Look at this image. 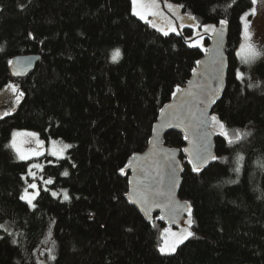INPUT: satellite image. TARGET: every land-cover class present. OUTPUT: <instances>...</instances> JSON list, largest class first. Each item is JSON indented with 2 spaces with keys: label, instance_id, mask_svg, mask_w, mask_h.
<instances>
[{
  "label": "trees",
  "instance_id": "1",
  "mask_svg": "<svg viewBox=\"0 0 264 264\" xmlns=\"http://www.w3.org/2000/svg\"><path fill=\"white\" fill-rule=\"evenodd\" d=\"M162 4L165 16L182 22L176 32L167 27L168 36L132 15L131 0H0V90L12 81L9 61L41 55L27 77L13 81L24 95L0 118V264H40L47 238L50 264H264V169L258 167L264 160V56L251 66L237 56L241 16L253 5ZM220 20L228 26V72L212 114L230 138L239 131L243 139L230 146L213 128L219 159L199 173L181 156L179 197L191 204L188 230L195 236L164 254L159 249L167 227L157 215L147 223L127 202L125 166L147 148L159 111L186 85L209 45L203 26L217 27ZM116 49L121 58L113 62ZM248 68L244 82L235 78L236 69ZM15 130L71 145L62 159L39 157L44 165L38 174L53 183L40 190L35 209L19 199L31 161H20L11 149ZM165 145L181 150L184 138L170 132ZM239 155L243 167L236 174Z\"/></svg>",
  "mask_w": 264,
  "mask_h": 264
},
{
  "label": "water",
  "instance_id": "2",
  "mask_svg": "<svg viewBox=\"0 0 264 264\" xmlns=\"http://www.w3.org/2000/svg\"><path fill=\"white\" fill-rule=\"evenodd\" d=\"M160 3V7L164 9L162 0H160ZM221 27L222 25H219L216 28L219 30ZM223 27L224 36L219 47L217 45V36L210 32H205L209 40V45L205 49L207 50V54L204 51L202 57L198 60L202 63L199 66L196 63L194 70L197 74H194L193 70L186 85L180 88L182 91L179 93L175 92L171 100L161 108L157 121L153 125L147 148L141 153L133 154L127 160L125 171L129 173V179L128 192L125 198L131 206L139 211L144 220L149 224L153 223L154 215H157V220L164 223L167 228L177 230L190 228L187 223L189 216L183 207L186 203H190L179 197L182 175L185 172L181 156L184 157L187 165L192 169V165L189 164V159H192L202 146V130H198V117L200 112L205 109V105L199 104L198 100L203 98L202 93L205 91L207 84L211 83L213 89L219 86V81L213 79V77L220 71L221 55L223 56V84L215 103L207 105V114L209 116L213 115L212 111L215 105L222 99L226 88L228 57L225 47L228 36V26L226 25ZM214 49H217L215 54L213 53ZM40 59L41 56L37 54L14 57L11 60L13 63L9 66L11 76L14 79L25 78L35 69ZM17 71H19V75L15 74ZM173 131L181 134L184 138L185 145L181 150L165 145V136ZM209 131H211L212 134L207 137L206 142L210 143V151L212 154L217 156L215 145L216 134L213 129ZM185 137H187V139ZM185 149L188 151L186 152ZM214 162L215 161L209 159L206 164L202 165V170L200 172L207 169L209 165ZM173 168H175V172L172 171ZM172 177H175L176 180L172 193V199L175 201V204H169L168 197L166 196H155V201L157 203L150 205V210L145 212L144 208L139 203H133V201L129 199L130 196L138 198L136 195L138 189L141 191L146 188L151 189L153 193L157 189L162 192H167L169 188L172 187L170 183ZM177 205H179V207H177ZM161 217H163V219H161ZM39 263L50 264L41 257H39Z\"/></svg>",
  "mask_w": 264,
  "mask_h": 264
},
{
  "label": "snow or ice",
  "instance_id": "3",
  "mask_svg": "<svg viewBox=\"0 0 264 264\" xmlns=\"http://www.w3.org/2000/svg\"><path fill=\"white\" fill-rule=\"evenodd\" d=\"M250 2L253 5V7L249 10V12L245 13V15L241 18L242 21H245V27H244V32H243L245 43L241 45L240 52L237 53V55L240 56L241 62L245 64H249V65H251L256 60L257 57L264 55V46H261L258 48L257 45L252 41V34L249 31V24L247 22V16L249 15L255 16L258 14L259 10L264 9V0H250ZM168 7L170 10L172 9V5H168ZM179 7H182V5H180ZM131 8H132V15L138 17L140 20H143L145 23L151 24L153 28L157 27L155 23H152V21L148 19L149 16H159L160 15V12L158 11L157 0H131ZM189 19L195 21L196 18L194 16H189ZM219 23L220 25H222V27L219 30L216 28L214 24H208V25L203 26L204 32L206 33L210 32L213 35L217 36L218 47L222 43L223 36H224L223 26L227 25V20H220ZM169 28H171L172 32H176V27L173 26L170 21H169ZM157 31H161V29L157 28ZM163 35L168 36L169 31L164 30ZM197 46L202 47V44L193 45V47H197ZM0 51H3V49L0 48ZM205 52L207 54V50H205ZM216 52H217V49H214L213 53L215 54ZM120 58H121V51L120 49H116L112 53V61L118 62ZM9 63L11 64L13 62L9 61ZM201 63H202L201 61H197L198 66ZM220 65H221L220 71L213 77V79L219 81V86L213 89L211 87V83L207 84L205 91L202 93L203 98L198 100L199 104L205 105V109L200 112V115L198 117V120H199L198 130H202V135H201L202 146L197 151L195 156H193L192 159H189V164L192 165V171L196 173H199L202 170V165L206 164L209 159L212 161H216L219 159V157L213 155L212 152L210 151V143L206 142L207 137H209L212 134V132L209 131L210 129H213V128L218 129L219 130L218 134L224 137V139L227 141L228 145L230 146L234 145L235 143H239L243 139V135L239 131L235 133V139L230 138L229 132L227 130L225 123L221 121L218 118V116L216 115L209 116L207 114V105L215 103L217 95L223 84V81H222L223 56L222 55L220 56ZM15 74L19 75L20 73L19 71H17V73ZM194 74H197L195 73V70H194ZM234 75L237 80H240L241 82L245 81V75L239 69L235 70ZM9 87L12 89L14 93H16L17 103H19V98L22 97L24 93L20 92L16 88L15 85H9ZM181 91L182 90L179 87L176 88L177 93ZM248 134L250 135L251 133H248ZM21 135H25L28 137H37V134L31 133V132L13 133L10 147L12 150H14V152L16 153V156L18 157L20 161H27L32 158V155H38L39 153H27L23 151L17 142V137ZM185 138L187 139V137ZM37 142L42 143V142H39L38 140ZM64 147L70 148L71 145H65ZM185 151L187 152L188 150L185 149ZM52 154L57 155L55 151ZM243 159L244 157L242 155H239L237 157V166L233 169V171L236 174H239L241 172L243 165L240 163V161H243ZM32 167L38 168L39 165L34 164L32 165ZM258 167L261 169H264V160L258 161ZM172 171L175 172V168H173ZM121 173L124 174V169H121ZM29 174L33 175L34 177V174L31 173V169H29ZM63 175L67 176L68 173L64 172ZM228 182L238 183L237 180H230ZM45 183L51 184L53 183V181L49 179L45 181ZM170 183L172 187H170L167 192H162L159 189H157L153 193L151 189L146 188L142 191L138 189L136 193L138 198H134L133 196H130L129 199H131L133 203H139L144 208L145 212H148L150 210L149 208L150 205L157 203L155 201V196H166L168 197L169 204H175V201L172 199V193L174 190V186L176 184L175 177H172ZM29 189H37V185L35 183H28L27 187L24 189V192L19 197V199L22 201H25V203H27L29 206L35 209L36 205L34 204V201L39 195V191L37 190L35 192H29ZM52 195L56 196L57 193L53 192ZM63 196L65 200L70 199L67 191L64 192ZM262 197H264V193H262ZM177 207H179V205H177ZM183 207H184V210L187 211L188 216H189L187 223L189 224V226H191L193 223L191 219V216H192L191 205L186 203ZM161 219H163V217H161ZM5 231H7V229H5ZM169 236L173 238L171 241H169L168 239ZM194 236H195V233L188 229H185L181 234L173 233L170 230L166 229L165 234H164V244L159 250L161 253H164V254L175 253L177 247L180 244H183L184 241ZM0 239H2V237H0ZM13 242L15 243V241ZM52 259L55 260L56 257L52 256Z\"/></svg>",
  "mask_w": 264,
  "mask_h": 264
},
{
  "label": "rangeland",
  "instance_id": "4",
  "mask_svg": "<svg viewBox=\"0 0 264 264\" xmlns=\"http://www.w3.org/2000/svg\"><path fill=\"white\" fill-rule=\"evenodd\" d=\"M157 4H158V11L160 12V15L148 17V19L154 18L157 20L156 26H158L159 28H161L163 30H166L169 28V21L175 27L177 25L176 24L177 22L182 23L178 17L176 18L175 15H174L175 17L174 16L169 17V16H165V14H163L161 12V10H163V9H162V7H160V5H161L160 0H157ZM249 10L246 11L245 13L249 12ZM245 13H243L241 18L245 15ZM247 22L249 24V31L252 34V41L257 45L258 48L261 46H264V9L259 10L258 14L255 16H252V15L247 16ZM241 23H242V29H243L242 30V41H241L239 49L237 50V53L240 52L241 45H243L245 43V40L243 37L245 21H242V19H241ZM169 29H171V28H169ZM262 56H264V55L257 57L256 60L251 65H253ZM238 59L241 62L240 56H238ZM243 64H245V63H243ZM245 65L251 66L249 64H245ZM240 71L243 72L245 76L250 75V68H248L246 72H244L242 70H240ZM13 81L14 80L10 81L8 84H6L0 90V118L13 113L21 101L22 97L19 98V103H17V95L9 87V85H15L16 88L21 92V88H20L19 84H17V82H13ZM17 132L18 133H29V132L36 133V132L25 131V130H15L13 133H17ZM12 136H13V134H12ZM11 140H12V138H11ZM37 140L39 142H42V143H38ZM17 142L23 151H25L27 153H39L38 155H32V158L27 160V161H31L29 169H31V173L34 174V177H33V175H30L29 172H28L27 176L29 177L28 183H35L37 185V189H29V192H35L37 190L40 192L41 189L47 188L49 184L45 183V181H47V180H43L40 177V175L38 174L39 170L44 165V162L41 161L39 157L46 154V155L51 156L55 159H62V158L67 156V152L69 150V148H65L64 146L70 145V144L68 142H64V141H60V140H51L49 142H44L43 140L40 139L38 134H37V137H28L25 135L18 136ZM54 151L57 153V155L52 154ZM34 164L39 165V167L38 168L32 167V165H34ZM166 229L170 230L173 233L181 234L186 228H183L180 230L172 229V228H166ZM164 234H165V231L163 233V243H162L161 247L164 244ZM168 239H169V241H171L173 238L171 236H169ZM51 252H52V243L50 242V239L47 238L43 247L41 249H39L38 255H39V257H41L44 260L49 262L51 259ZM52 256H53V254H52Z\"/></svg>",
  "mask_w": 264,
  "mask_h": 264
},
{
  "label": "bare ground",
  "instance_id": "5",
  "mask_svg": "<svg viewBox=\"0 0 264 264\" xmlns=\"http://www.w3.org/2000/svg\"><path fill=\"white\" fill-rule=\"evenodd\" d=\"M37 55H40V54H37ZM40 56H41V55H40ZM9 66H10V65H9ZM9 77H10L11 80H18V78L14 79V78L11 76L10 71H9ZM26 77H27V76H26Z\"/></svg>",
  "mask_w": 264,
  "mask_h": 264
}]
</instances>
